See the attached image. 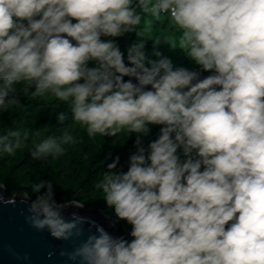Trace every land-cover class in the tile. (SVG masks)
<instances>
[{"label": "clouds", "instance_id": "1", "mask_svg": "<svg viewBox=\"0 0 264 264\" xmlns=\"http://www.w3.org/2000/svg\"><path fill=\"white\" fill-rule=\"evenodd\" d=\"M145 17L178 36L149 40L155 59ZM21 96L67 104L57 123L89 140L135 137L126 170L117 155L94 182L127 238L80 215L75 194L57 201L50 180L20 197L30 227L74 242L60 252L71 264H264V0H0V114ZM46 130L4 129L0 159L30 135L33 160L80 142Z\"/></svg>", "mask_w": 264, "mask_h": 264}, {"label": "trees", "instance_id": "2", "mask_svg": "<svg viewBox=\"0 0 264 264\" xmlns=\"http://www.w3.org/2000/svg\"><path fill=\"white\" fill-rule=\"evenodd\" d=\"M145 19H149L147 25ZM161 17L159 21L151 17H145L141 29L143 31H152L149 36L143 33V39L148 41L146 44V53L152 57V42L159 37L162 27H166ZM143 27V28H142ZM157 28V32L155 30ZM136 40L134 34L119 38L118 43L121 50H125L129 44ZM159 51L164 56L169 57L174 65H183L190 69L194 65L186 58L180 62H175L172 50L166 45H161ZM155 59V57H152ZM208 75V73H203ZM21 106L5 111L0 114V134L9 127H20L26 130H34L47 125L45 134L59 135L61 129H67L69 133L80 139V142L66 146L67 151L63 156L47 160H33L30 156L32 143L36 138L30 135L27 146L18 150L13 157H3L0 159V184L6 186L4 195L6 198L24 194L31 191V185L40 180H50L55 188V198L57 201H67L75 194L76 199L84 203V209L89 210L98 207L111 219L115 220L112 210L108 209L104 203L103 194L95 189L94 182L98 179V173L101 172L111 158L120 157V164L127 168V159L133 149L134 136L127 139L124 135L113 138L97 137L95 140H89L84 129L80 125H73L71 119L63 125L57 123V114L59 112H68V106L65 103L54 99L30 100L21 96ZM157 127H153L155 134ZM154 138V135L153 137ZM107 158V159H106ZM103 162V163H102ZM115 227L118 236L128 237L130 225L124 221L116 222Z\"/></svg>", "mask_w": 264, "mask_h": 264}, {"label": "water", "instance_id": "3", "mask_svg": "<svg viewBox=\"0 0 264 264\" xmlns=\"http://www.w3.org/2000/svg\"><path fill=\"white\" fill-rule=\"evenodd\" d=\"M24 194L12 196L16 197L14 204L0 200V264H71L60 252L71 251L74 242L57 241L47 231L38 232L25 222L27 204L20 201ZM76 211L118 236L115 225L100 208H80ZM49 253H52L51 257Z\"/></svg>", "mask_w": 264, "mask_h": 264}, {"label": "rangeland", "instance_id": "4", "mask_svg": "<svg viewBox=\"0 0 264 264\" xmlns=\"http://www.w3.org/2000/svg\"><path fill=\"white\" fill-rule=\"evenodd\" d=\"M163 18V17H162ZM164 21L163 23L165 24V26H167L168 28L166 27H162V32H161V35H159V38H164V37H167L170 41H173L175 42L177 39H178V36L177 34H174L173 31L171 30V25L166 21L165 18H163ZM145 23L143 25H147V23H149V19H145ZM142 26V25H141ZM140 26V27H141ZM143 28V27H142ZM156 32H157V28H155ZM143 33L147 34V35H151L152 34V31H143ZM174 56L175 57V62H180L181 60H184L186 59V56L183 54V52H181L179 49L177 50H172Z\"/></svg>", "mask_w": 264, "mask_h": 264}]
</instances>
